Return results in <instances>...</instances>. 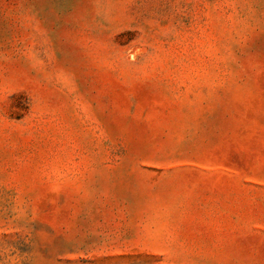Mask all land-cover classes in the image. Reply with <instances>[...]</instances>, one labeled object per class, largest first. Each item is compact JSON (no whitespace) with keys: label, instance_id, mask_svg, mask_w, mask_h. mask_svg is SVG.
Returning <instances> with one entry per match:
<instances>
[{"label":"rangeland","instance_id":"374dc122","mask_svg":"<svg viewBox=\"0 0 264 264\" xmlns=\"http://www.w3.org/2000/svg\"><path fill=\"white\" fill-rule=\"evenodd\" d=\"M0 264H264V0H0Z\"/></svg>","mask_w":264,"mask_h":264}]
</instances>
